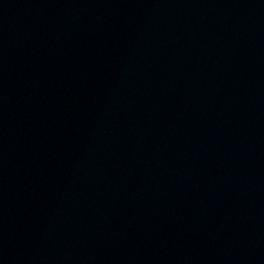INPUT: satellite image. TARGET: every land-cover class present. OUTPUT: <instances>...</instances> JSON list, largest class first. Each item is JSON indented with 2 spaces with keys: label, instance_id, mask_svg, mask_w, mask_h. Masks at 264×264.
Wrapping results in <instances>:
<instances>
[{
  "label": "water",
  "instance_id": "obj_1",
  "mask_svg": "<svg viewBox=\"0 0 264 264\" xmlns=\"http://www.w3.org/2000/svg\"><path fill=\"white\" fill-rule=\"evenodd\" d=\"M0 264H264V0H0Z\"/></svg>",
  "mask_w": 264,
  "mask_h": 264
}]
</instances>
